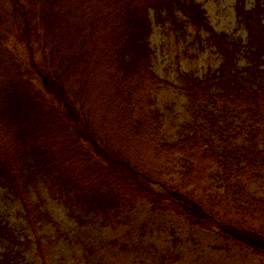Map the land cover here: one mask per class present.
Wrapping results in <instances>:
<instances>
[{"label": "trees", "instance_id": "trees-1", "mask_svg": "<svg viewBox=\"0 0 264 264\" xmlns=\"http://www.w3.org/2000/svg\"><path fill=\"white\" fill-rule=\"evenodd\" d=\"M101 1L103 25L90 38L94 42H86L81 28L80 35L76 30L70 0H46L41 18L53 30L56 20L69 15L67 27L53 30L59 39L57 56L71 52L64 56V65L68 57L93 54L102 60L101 76L110 89L102 114L108 120L100 135L104 143L98 142L95 130L83 127L76 111L67 112L61 129L52 130L51 119L42 115L51 104L47 98L37 99L41 109L35 121L33 107L0 86V186L20 204L40 264L52 263L38 227L53 222L32 199L40 182L78 219L94 216L120 223L128 207L147 203L154 212L174 214L191 229L215 230L224 244L264 255V192L251 189L253 183L264 186V0L250 10L237 0L236 14L247 30L245 43L214 31L193 0ZM150 8L175 25H183L176 14L180 12L197 30L205 29L208 45L220 58L219 66L202 78L181 76L189 116L173 139L162 135L155 99L157 88L167 82L152 70ZM240 55L245 59L242 67ZM91 62L82 69L75 62L73 69H64L72 80L84 81ZM61 99H67L66 93ZM58 112L60 120L63 111ZM66 134L75 145L65 147L60 137ZM176 161L177 173L172 170ZM2 231L6 229L0 222Z\"/></svg>", "mask_w": 264, "mask_h": 264}, {"label": "rangeland", "instance_id": "rangeland-1", "mask_svg": "<svg viewBox=\"0 0 264 264\" xmlns=\"http://www.w3.org/2000/svg\"><path fill=\"white\" fill-rule=\"evenodd\" d=\"M193 1L200 5L214 31L245 43L247 30L236 14L237 0ZM45 2L0 0V86L17 94L21 101L28 102L36 112L35 121L37 111L41 109L37 99L40 95L47 98L54 110L47 106L42 115L51 119L52 130L54 127L61 129L67 112L76 111L83 127L88 131L95 130L98 142L104 143L100 135H104L105 132H101L106 130L108 120L103 119L102 114L110 89L105 84L107 78L101 76L102 60H97L98 56L93 54L81 59L78 56V60L68 57L64 65V56L71 52L57 56L59 39L54 38L53 30L67 27L70 18L67 14L62 15L56 20L53 30L45 26L46 17L41 18V14L47 11ZM70 2L76 30L79 33L81 28L85 41L94 42L95 39L91 41L90 38L98 36L102 29L100 14L105 3L101 0ZM256 2L243 0L244 8L253 9ZM112 6L108 4L109 9ZM176 14L183 25L170 23L164 13L157 16L153 9L148 11L152 70L159 79L167 82L160 84L155 92L157 108L162 114V135L166 139L175 138L178 126L189 116L181 76L187 74L202 78L220 63L218 54L206 41L207 31L197 30L180 12ZM88 59L92 61L85 71L88 79L77 81L68 77L65 66L73 69L75 62L76 68L82 69ZM244 65L245 59L242 55L238 56V66ZM19 82L23 83L17 87ZM63 82L66 84L63 85ZM62 89L65 91L62 92ZM63 93L67 97L65 101L61 99ZM59 110L63 111V118L57 120L55 116L59 118L61 115ZM93 118H96L95 122ZM60 138L64 139L67 148L68 145H75L68 134ZM57 142L60 143L59 140ZM76 147L77 150L83 149ZM176 164L172 170L177 173L180 164L178 161ZM251 189L264 192L262 183L251 184ZM32 199L53 221L52 224L41 222L38 227V238L49 248L52 264H264V255L224 244L215 230L191 229L174 214L154 212L147 203L128 207L120 223H109L100 217L78 219L71 215L55 196L46 191L42 182L32 192ZM0 222L6 229L5 233L0 232V264H40L35 245L29 242L34 237L23 220L20 204L1 186Z\"/></svg>", "mask_w": 264, "mask_h": 264}]
</instances>
